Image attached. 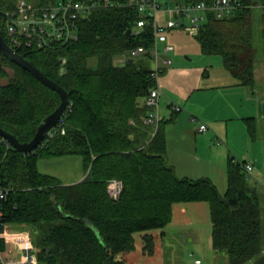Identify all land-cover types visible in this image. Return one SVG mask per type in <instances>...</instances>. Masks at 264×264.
<instances>
[{
	"label": "trees",
	"instance_id": "obj_1",
	"mask_svg": "<svg viewBox=\"0 0 264 264\" xmlns=\"http://www.w3.org/2000/svg\"><path fill=\"white\" fill-rule=\"evenodd\" d=\"M18 1L0 0L2 35L19 54L63 87L70 103L58 121L65 133L48 135L33 153L24 154L8 146L0 136V181L11 188L1 203L2 225L15 224L31 237L37 236V248L34 246L40 264H127L120 255L135 249V233L145 232L144 249L152 253L154 235L148 231L171 223L173 204L205 202L213 250L225 252L229 264H264L260 197L245 172L247 162L230 157L226 167L228 186L221 195L209 178L192 180L176 175L167 162L164 119L155 133L144 124L152 109L139 100L146 99L157 85L151 75L154 20L121 0L124 4L119 7L102 6L79 19L75 40L63 43L50 39L42 47L37 42L15 46L7 24L8 13L17 10ZM25 1L43 8L67 0ZM238 1L243 9L223 18L208 12L200 28L190 31L202 53L222 56L224 66L240 84L254 88L253 37L259 20L264 63V0ZM140 19L146 24L136 28ZM182 20V25L167 29V34L175 28L188 30L187 20ZM128 29L132 37L127 35ZM138 47L146 52L132 55L131 50ZM119 56L125 57L122 64L117 62ZM262 94L264 99V79ZM60 101L56 91L2 56L3 130L20 142L30 141ZM246 122L254 138L255 122L249 118ZM72 154L82 156L88 172L81 182L62 184L59 178L38 168L41 158ZM111 179L123 184L117 200L107 192Z\"/></svg>",
	"mask_w": 264,
	"mask_h": 264
},
{
	"label": "crops",
	"instance_id": "obj_2",
	"mask_svg": "<svg viewBox=\"0 0 264 264\" xmlns=\"http://www.w3.org/2000/svg\"><path fill=\"white\" fill-rule=\"evenodd\" d=\"M166 1L174 3L177 1L179 2L180 0ZM163 15L166 19L169 17L166 14ZM186 31L190 32V29ZM167 35V42L172 41L173 35L171 34V31H168ZM172 50H175L174 46ZM166 55H168V53L163 54V57L170 59L169 57H166ZM203 55L206 56L203 57L205 63H203L202 66L191 67L184 63V58L180 56L178 51V53L174 54V59H170L171 64L163 67L165 71L162 70L159 79L162 93L159 97L158 113L159 120L164 119V121L167 122L165 126L167 138V162L174 168L176 175L180 178H188L192 180L209 178L218 188L219 181H221V185L224 186L227 180L226 167L230 157H234L233 155L239 157V154L231 145L232 137L237 131V126H235L236 121L243 120L247 125L246 119H253L257 130L255 111L258 107H256L255 98L256 95L260 94L258 90L262 89L260 87H263L262 83L264 78L259 80V84L256 79L254 88L242 85L221 63H218L221 68L220 70L215 72L209 70V67L213 69V63L216 61V57L204 53ZM119 57L123 58L122 56ZM139 102L147 105L146 99L144 98L139 100ZM174 105H179L181 110H173ZM150 108L152 110H150L148 115L154 112V108ZM195 113L204 117L212 127L213 131H211L210 126H208L207 131L200 132L197 122L191 119V117L194 119ZM159 124L160 123H150L145 125L151 126L153 133H155L157 128H159ZM240 128L242 136L245 137L244 139L249 143L251 136L249 130L247 131L250 136L244 131L245 129L242 125ZM252 146H254L251 151L253 154L252 157L249 158L250 160L244 159L243 161L248 160L250 162L248 164L252 166L251 171H256L257 175L260 176L263 162L258 161L255 158V155H257L258 158L260 157L259 159L262 161L264 155V139L263 141H259L258 145H256L255 142L252 143ZM81 161L82 167L80 166V161H76L75 166L71 167L70 171H67L65 174L58 173L57 171L46 172L39 170L42 173L50 174L59 178L62 184H73L83 181L88 174L85 169L83 158ZM251 183L254 184L252 179ZM108 184L107 192L109 194ZM200 203L201 202H184L173 204V220L175 215H189L187 213L190 212L189 210L191 206H195V209L201 208L204 210L205 206L200 205ZM206 209L207 215L209 216L208 205ZM198 222L199 220L191 218L185 220L183 226H192L199 224ZM197 227L201 226L198 225ZM197 227L194 231H197ZM203 228H205V232L208 231L209 237L200 236V238H198L199 240L196 242V246L202 247L207 255H210L215 251L211 244V225H207V227ZM22 230L23 229L16 230L14 232H22ZM163 234H166V231H164ZM27 236L32 242L29 233ZM216 255L217 254L215 253V256ZM197 260L200 259L197 258L195 263ZM196 264H202V262L200 261ZM226 264H229L228 259Z\"/></svg>",
	"mask_w": 264,
	"mask_h": 264
},
{
	"label": "built area",
	"instance_id": "obj_3",
	"mask_svg": "<svg viewBox=\"0 0 264 264\" xmlns=\"http://www.w3.org/2000/svg\"><path fill=\"white\" fill-rule=\"evenodd\" d=\"M126 3L136 7L143 16L151 17L154 20L156 43L152 49L154 64L151 75L156 80L157 85L151 89L146 97V104L153 107L154 112L144 120V123L158 124L160 121L158 104L162 93L159 84L160 73L164 66L171 63V60L164 58L163 54H167L173 49V46L168 43L165 44L163 51L158 47L160 42H167L166 30L182 25V19H186L189 25L188 29L197 31L206 21L208 12H214L216 18H223L231 15L235 9H243V5L238 0H192L177 1L174 4H170L166 0H126ZM123 4L124 2L121 0H67L59 1L53 6L37 8L25 0H19L17 10L8 13L7 32L12 45L15 46L22 43L30 46L32 42H37L38 46L42 47L47 45L50 39L67 43L77 39L76 29L79 19L87 17L96 8L102 6L119 7ZM160 12L169 16L164 24L159 21ZM145 24L146 20L140 19L137 21L136 28H143ZM143 52H146L144 47L131 50L132 55H139ZM123 59L125 60V57ZM173 110L179 111L181 107L174 105ZM207 129L208 125L205 123L199 126L200 132H205ZM59 131L62 134L65 133L62 123H57L48 135L53 137ZM3 141L11 146L7 139L3 138ZM244 168L251 181L249 173L252 166L246 163ZM122 188L121 181L110 180L108 184L110 197L119 199ZM10 190L11 188L5 187L0 181V264H37V250L28 239L27 234L9 231L8 225L1 223L3 216L1 203L6 199ZM18 240H20V244H18ZM199 262L200 260L196 261V263Z\"/></svg>",
	"mask_w": 264,
	"mask_h": 264
},
{
	"label": "rangeland",
	"instance_id": "obj_4",
	"mask_svg": "<svg viewBox=\"0 0 264 264\" xmlns=\"http://www.w3.org/2000/svg\"><path fill=\"white\" fill-rule=\"evenodd\" d=\"M261 10L258 9L257 16L260 17ZM158 17L160 18V23L164 24L166 21V17H164L163 13L160 12ZM259 20V19H258ZM259 22L256 24L254 29V45L256 48V71L255 76L257 79V83L259 84V80L264 78V63H263V34H262V27ZM188 24V21H187ZM171 34L173 35L172 41H168L167 43L173 45L175 50H172L166 55L170 59H174V54L178 53L183 59L184 63L188 64L189 66H202L204 62V58L206 57L201 54L200 45L194 34L181 28H175L171 30ZM170 35V36H172ZM11 46V45H10ZM165 44L160 43L159 49L163 51ZM13 48V47H12ZM14 49V48H13ZM212 57H216V61L213 63V69L209 67V70H213V72L220 70L218 63L223 64L222 56L214 55ZM218 59V60H217ZM121 60V61H120ZM124 59L119 58L117 60L118 63L122 64ZM206 61V60H205ZM2 83L6 82V79L1 80ZM262 83V82H261ZM263 84V83H262ZM262 88V87H260ZM260 94L256 95V107H258L255 111V121L257 130L255 131V137L252 138L247 129V125L243 120H237L236 125L237 131L232 137L231 145L235 148L239 157L233 155L235 160L242 162L244 159H248L252 157V143H256L258 145L259 141H263L264 139V99L262 94V89L258 90ZM262 107V108H261ZM191 119L197 122V126L199 127L200 124L205 123L206 125L210 126L208 121L204 119V117L195 113L194 119ZM241 125L244 127V131L250 136V142L247 143L244 139L245 137L242 136L240 127ZM211 131H213L212 127L210 126ZM242 130V131H243ZM257 147V146H256ZM256 150V149H255ZM74 157V158H69ZM255 158L263 162L261 175H257L256 171H251L250 178L257 186L258 194L260 197V206H261V240L264 242V155L263 159H259L257 155ZM82 157L78 154L72 155H63L58 157H51V158H41L39 159V169L41 171L52 172L57 171L58 173L65 174L67 171H70L71 167L75 166L76 161H80V166L82 167ZM247 163H250L249 161ZM221 181L218 182V190L221 195H224L227 190V180L223 185H221ZM207 203L201 202L200 205H204L205 208L203 209H195V206H191L190 212L187 213L189 215H175V218L171 224L163 229H153L148 231L149 233H153L154 235V251L152 253H148L146 249H144V242L142 239L144 231L137 232L134 234L135 236V244L136 247L134 250L126 253H122L120 258L124 259L127 264H196L195 260L198 258L202 262V264H226L227 263V255L225 252H215L213 251L210 255L202 249V247H197L196 242L199 240L198 238L201 237H209L208 231L205 232V228L207 225H211L210 215H207ZM197 219L199 220V224H195L192 226H183V222L188 219ZM203 222V223H200ZM194 223V222H193ZM207 223V224H206ZM201 227H197V226ZM9 231H16L23 229L21 226L15 224H8ZM197 231H194L196 229ZM161 231H166V234L161 233ZM22 233L28 234L27 230H22ZM33 244L36 246L38 242L37 236L31 237ZM20 240H18L19 242ZM20 244V242L18 243ZM206 244V243H205ZM18 246V245H17ZM37 248V246H36ZM215 253L217 254L215 256ZM37 264H40L37 262Z\"/></svg>",
	"mask_w": 264,
	"mask_h": 264
},
{
	"label": "water",
	"instance_id": "obj_5",
	"mask_svg": "<svg viewBox=\"0 0 264 264\" xmlns=\"http://www.w3.org/2000/svg\"><path fill=\"white\" fill-rule=\"evenodd\" d=\"M126 33L129 37L133 36L131 29H128ZM3 55L9 57L12 61L20 65L22 68L30 71L42 83H44L46 86L53 89L60 95V99H61L60 104L52 113L47 115L41 121L34 137L30 141L20 142L13 134L3 130L0 127V136L7 139L14 149L24 154L33 153L35 152L37 147L45 140V138L48 136L50 131L57 125L58 121L64 115L70 103L69 95L63 87H61L58 83H56L52 79L48 78L30 61H28L24 55L19 54L15 49H13L5 40L4 36L0 31V62ZM132 61L133 59H130V62ZM35 231L37 230L35 229Z\"/></svg>",
	"mask_w": 264,
	"mask_h": 264
},
{
	"label": "bare ground",
	"instance_id": "obj_6",
	"mask_svg": "<svg viewBox=\"0 0 264 264\" xmlns=\"http://www.w3.org/2000/svg\"><path fill=\"white\" fill-rule=\"evenodd\" d=\"M190 1V0H189ZM133 25V24H132ZM165 71V70H164ZM47 76V75H46ZM48 139V138H47Z\"/></svg>",
	"mask_w": 264,
	"mask_h": 264
}]
</instances>
